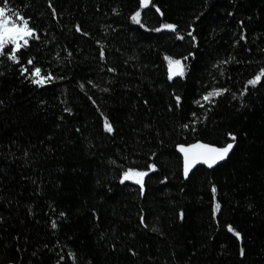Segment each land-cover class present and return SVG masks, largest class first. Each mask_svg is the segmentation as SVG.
<instances>
[{"label": "trees", "instance_id": "obj_1", "mask_svg": "<svg viewBox=\"0 0 264 264\" xmlns=\"http://www.w3.org/2000/svg\"><path fill=\"white\" fill-rule=\"evenodd\" d=\"M0 7V264H264V0ZM196 141L233 147L185 177Z\"/></svg>", "mask_w": 264, "mask_h": 264}, {"label": "snow or ice", "instance_id": "obj_2", "mask_svg": "<svg viewBox=\"0 0 264 264\" xmlns=\"http://www.w3.org/2000/svg\"><path fill=\"white\" fill-rule=\"evenodd\" d=\"M5 5H7V0H5ZM9 13L10 10H6V7H0V54H3V48L7 43H16L17 37L23 38L25 36H31L33 34L32 31L28 29V21L25 18L20 16L19 13ZM139 15V12H137L136 15L133 17V19L137 22H139ZM166 27L174 29L175 26L166 25ZM26 44L27 40H25V45ZM10 59L17 60L15 52H13V54L10 56ZM28 63L32 64L33 62L30 60ZM169 65L171 73L170 78L174 75H183V67L179 60L169 59ZM24 71H27V69H24ZM32 75L34 77H39V79L33 80V83L36 84H43L48 79H51L50 74L47 77L41 76V69L39 68H35ZM262 77H264V71L258 74L253 80H250L249 84L255 85L256 83L261 81ZM223 91L226 90H213L207 95H205L203 97V100L205 102H210L213 97L221 95ZM177 102L179 103V97H177ZM197 103H200V101H197ZM185 127H187V125H185ZM105 130L109 132L112 131V126L107 120L105 121ZM203 147L204 146L202 145H194L191 148H181V151L185 153V175H187L189 168L191 167L192 163L197 159V157L202 159L203 162L209 163V165L211 166V164L216 163L218 160H223L227 156L228 152L231 150L233 145L228 144L222 149L209 148L199 153L194 152L195 149H200ZM146 174L147 173L145 172H136L130 169L127 173H125L124 179H131L133 176H135L137 177L136 182L142 184L143 177ZM213 191H215V189H213ZM216 207L218 210L219 205H217ZM53 227H55V224H53ZM237 235H239V233H237Z\"/></svg>", "mask_w": 264, "mask_h": 264}, {"label": "water", "instance_id": "obj_3", "mask_svg": "<svg viewBox=\"0 0 264 264\" xmlns=\"http://www.w3.org/2000/svg\"><path fill=\"white\" fill-rule=\"evenodd\" d=\"M143 3L146 4L147 3V0H143ZM168 73H169V75H171V73H170V65L168 67ZM175 76H177V75H174V76H171V77H175ZM228 144H232L233 145V142H229V143H227L226 145H223V146H217V145L210 144V143H205V142H202V141H196V142H193V143H190V144H181V145H179L178 146V151L181 154L182 160H183V173H184V176L187 177L190 174V172L197 165H200V164L205 165L207 167H213V166H215L216 164H218L221 161H223L228 156V154L230 153L231 150L228 152L227 156L223 160H218L216 163L211 164V166L209 165V163H205V162H203L202 159H200L199 157H197V159L192 163L191 167L189 168V171H188L187 175H185V153L181 151V148L182 147L183 148H191L194 145H202V146H204L203 148L195 149L194 150L195 153H199V152L205 151L206 149H209V148L222 149V148L226 147ZM7 264H13V263H7Z\"/></svg>", "mask_w": 264, "mask_h": 264}, {"label": "rangeland", "instance_id": "obj_4", "mask_svg": "<svg viewBox=\"0 0 264 264\" xmlns=\"http://www.w3.org/2000/svg\"><path fill=\"white\" fill-rule=\"evenodd\" d=\"M28 29H30V27L28 26ZM31 30V29H30ZM32 31V30H31ZM27 37L28 36H25V37H23V38H19V37H17V39H16V43H13V45H14V47H18V46H20V44L21 43H23V42H25V40H27ZM136 172H138V171H136ZM125 176V175H124ZM129 180H134V181H137V177H135V176H133L131 179H129Z\"/></svg>", "mask_w": 264, "mask_h": 264}]
</instances>
